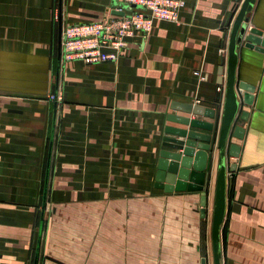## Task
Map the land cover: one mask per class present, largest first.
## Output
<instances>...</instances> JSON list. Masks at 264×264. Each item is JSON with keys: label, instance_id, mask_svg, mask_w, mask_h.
<instances>
[{"label": "crops", "instance_id": "obj_1", "mask_svg": "<svg viewBox=\"0 0 264 264\" xmlns=\"http://www.w3.org/2000/svg\"><path fill=\"white\" fill-rule=\"evenodd\" d=\"M240 4L185 0L177 21L154 19L116 62L86 64L62 60L63 27L128 5L0 0V264H213L217 146L205 207L199 191H165L155 175L164 126L182 127L168 114L211 121L172 104L223 107ZM245 24L264 32V0H253ZM244 41L233 122L244 133L227 137L221 264H264V48ZM240 81L255 87L251 104Z\"/></svg>", "mask_w": 264, "mask_h": 264}, {"label": "water", "instance_id": "obj_2", "mask_svg": "<svg viewBox=\"0 0 264 264\" xmlns=\"http://www.w3.org/2000/svg\"><path fill=\"white\" fill-rule=\"evenodd\" d=\"M252 2L253 0H242L232 23L227 46V75L223 107H220V102H216L214 108L191 103H173L172 108L175 110L204 116L211 119V121L168 114L167 119L169 121L182 125V127L164 126L165 135L161 143L163 148L159 151L157 160L155 175L157 187L163 188L165 191H199L201 193V205L205 207L207 204V178L214 146H217L218 163L211 222L213 264H221L220 229L226 209L228 168L225 162V154L227 151V137L230 130L236 138H242L244 133V129L240 125H233L237 110L240 107L235 90L237 43L244 37L245 46L261 51L264 48V32L256 28H250L247 32L245 15ZM237 87L243 102L251 104L255 87L241 81L237 82ZM240 118L246 119L247 112L242 111ZM198 129L208 132H202ZM238 152L239 145L230 143L228 154L237 156ZM234 169L235 165L231 164L229 170ZM36 260L37 258L35 263Z\"/></svg>", "mask_w": 264, "mask_h": 264}, {"label": "built area", "instance_id": "obj_3", "mask_svg": "<svg viewBox=\"0 0 264 264\" xmlns=\"http://www.w3.org/2000/svg\"><path fill=\"white\" fill-rule=\"evenodd\" d=\"M128 11L96 21L69 23L61 33L64 62L80 60L86 64L116 62L136 35L146 36L154 19L177 21L185 0H120ZM240 3L242 0H239ZM56 98L54 94L49 95Z\"/></svg>", "mask_w": 264, "mask_h": 264}]
</instances>
